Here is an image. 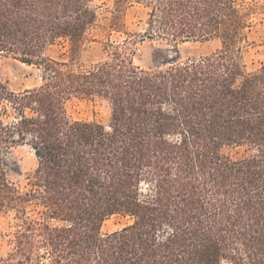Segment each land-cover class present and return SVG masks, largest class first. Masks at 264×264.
I'll return each mask as SVG.
<instances>
[{
	"label": "trees",
	"instance_id": "16d2710c",
	"mask_svg": "<svg viewBox=\"0 0 264 264\" xmlns=\"http://www.w3.org/2000/svg\"><path fill=\"white\" fill-rule=\"evenodd\" d=\"M98 2L111 32L144 6V35L170 48L143 67L131 36L81 65ZM259 14L255 0H0V61L42 80L16 92L0 67V214L15 219L0 264H264V63L244 61ZM199 39L221 48L184 58ZM60 41L66 58L48 54ZM73 98L104 100L109 121L71 118ZM21 144L37 159L24 191L8 173ZM114 215L130 221L103 232Z\"/></svg>",
	"mask_w": 264,
	"mask_h": 264
},
{
	"label": "rangeland",
	"instance_id": "374dc122",
	"mask_svg": "<svg viewBox=\"0 0 264 264\" xmlns=\"http://www.w3.org/2000/svg\"><path fill=\"white\" fill-rule=\"evenodd\" d=\"M264 4V0H255ZM102 5L99 10L97 24L90 29L89 39L80 54L79 63L84 66L93 65L108 58L106 44L111 42L123 43L128 37L136 40L134 45V62L143 67L153 66V55L160 56L159 49H169L170 46L161 40H153L145 36L148 28L147 9L141 5H134L128 9L125 15L126 27L124 32L109 31L110 7ZM144 35V37H140ZM251 43L244 54V61L248 69L259 67L264 63V14L254 18L249 31ZM221 48V42L217 39L190 40L180 44V50L184 58L206 56ZM68 45L60 41L52 46L48 54L55 58L67 57ZM1 74L4 82L16 92L39 86L42 82L41 71L34 65H28L13 57H4L0 61ZM68 113L73 119L96 120L107 123L110 117V109L107 102L100 98H73L68 102ZM244 152L243 149H237ZM9 178L22 191L29 186V175L36 169L37 159L33 149L28 144L14 147L10 154ZM130 221L129 218L120 215L110 217L103 226V232H111L122 228ZM15 223L14 213L0 214V256L8 251L7 236Z\"/></svg>",
	"mask_w": 264,
	"mask_h": 264
}]
</instances>
